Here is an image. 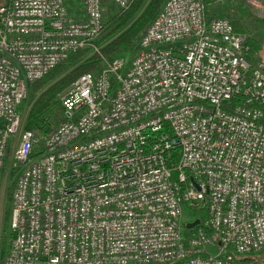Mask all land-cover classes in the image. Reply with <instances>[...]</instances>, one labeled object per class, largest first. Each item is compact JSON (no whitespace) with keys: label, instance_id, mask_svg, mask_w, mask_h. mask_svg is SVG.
<instances>
[{"label":"built area","instance_id":"obj_1","mask_svg":"<svg viewBox=\"0 0 264 264\" xmlns=\"http://www.w3.org/2000/svg\"><path fill=\"white\" fill-rule=\"evenodd\" d=\"M102 5L0 3V183L19 172L1 264H264V61L205 0H167L130 60L60 94L66 119L24 128L28 86L98 52Z\"/></svg>","mask_w":264,"mask_h":264},{"label":"trees","instance_id":"obj_2","mask_svg":"<svg viewBox=\"0 0 264 264\" xmlns=\"http://www.w3.org/2000/svg\"><path fill=\"white\" fill-rule=\"evenodd\" d=\"M166 1L131 0L127 8L118 10L104 20L102 31L94 42L99 49V53L90 51L89 48L71 52L63 62L51 69L41 79L30 84L28 89L33 95L37 94V96L25 116L24 128H38L42 132H46L66 119L59 101V95L81 74L99 71L101 69V55L107 59H112L119 53H132L135 47L137 49L141 34L153 21ZM235 1L238 14L248 18L254 17L247 0ZM205 2L208 14V5L213 0H205ZM228 17L235 31L246 34L238 17L234 15ZM248 42V37H246L245 45ZM244 55L247 57L245 50ZM251 62L255 61L251 60ZM238 100L233 99L232 103L235 104ZM176 161L177 152H174L169 164ZM205 215L204 210L197 212L198 217L202 218ZM6 230L7 225L3 229V233H6ZM2 249L5 251L6 245H2ZM259 257L264 259V253L259 254Z\"/></svg>","mask_w":264,"mask_h":264},{"label":"rangeland","instance_id":"obj_3","mask_svg":"<svg viewBox=\"0 0 264 264\" xmlns=\"http://www.w3.org/2000/svg\"><path fill=\"white\" fill-rule=\"evenodd\" d=\"M5 1L6 0H1L0 3H4ZM247 2L250 4V10L254 17L248 18V17L238 14L237 5H236L235 0H213V2H211L208 5V14L211 16H215V17H224V16L228 17L231 15L238 17L240 24L242 25L244 32L246 33L248 37V41H249L247 45H245V51H246L247 58L253 61H264V0H262L263 4H258V6L249 2V0H247ZM102 6H103L104 20L108 19V17L111 14L119 10L118 7L114 4L113 0H103ZM89 49L91 51L93 48L91 47ZM135 50H136V47L133 49L132 53H119L115 57H124L130 60L133 57ZM93 52H96V51H93ZM97 53H99V49ZM102 57L103 56L101 55L100 68L103 63ZM107 60H111V59H107ZM36 96L37 94L33 95L31 91L28 89L26 98L23 100L20 106V111L24 116H26ZM59 101H60V98H59ZM22 130H23V124H22ZM18 176H19V172H10L6 170L4 171L3 176L1 177L0 200L2 202V215H1L2 230L6 227V225H7V230H8L11 193L13 191V188H14V185H15V182ZM184 213L186 214L187 210H185ZM189 217L190 215L186 216V218H189ZM189 234H190L189 229L183 228V235L186 236ZM3 235H6V233H3ZM4 255H5V251L2 249L0 251V264L3 260Z\"/></svg>","mask_w":264,"mask_h":264},{"label":"water","instance_id":"obj_4","mask_svg":"<svg viewBox=\"0 0 264 264\" xmlns=\"http://www.w3.org/2000/svg\"><path fill=\"white\" fill-rule=\"evenodd\" d=\"M199 222V220L198 219H196L194 222H192V223H186L185 224V226L187 227V228H190V227H193L195 224H197Z\"/></svg>","mask_w":264,"mask_h":264},{"label":"crops","instance_id":"obj_5","mask_svg":"<svg viewBox=\"0 0 264 264\" xmlns=\"http://www.w3.org/2000/svg\"><path fill=\"white\" fill-rule=\"evenodd\" d=\"M79 16H80V17H81V16H84L83 11L79 13Z\"/></svg>","mask_w":264,"mask_h":264}]
</instances>
